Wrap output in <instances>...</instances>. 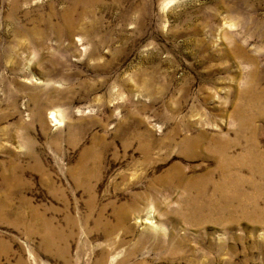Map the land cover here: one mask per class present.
<instances>
[{
    "label": "rangeland",
    "instance_id": "obj_1",
    "mask_svg": "<svg viewBox=\"0 0 264 264\" xmlns=\"http://www.w3.org/2000/svg\"><path fill=\"white\" fill-rule=\"evenodd\" d=\"M0 264H264V0H0Z\"/></svg>",
    "mask_w": 264,
    "mask_h": 264
},
{
    "label": "bare ground",
    "instance_id": "obj_2",
    "mask_svg": "<svg viewBox=\"0 0 264 264\" xmlns=\"http://www.w3.org/2000/svg\"><path fill=\"white\" fill-rule=\"evenodd\" d=\"M220 191H221V189H220ZM223 194V193H222Z\"/></svg>",
    "mask_w": 264,
    "mask_h": 264
}]
</instances>
